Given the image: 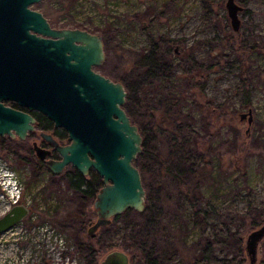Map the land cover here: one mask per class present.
<instances>
[{"label":"rangeland","instance_id":"1","mask_svg":"<svg viewBox=\"0 0 264 264\" xmlns=\"http://www.w3.org/2000/svg\"><path fill=\"white\" fill-rule=\"evenodd\" d=\"M234 2L242 8L237 32L226 0H41L31 6L59 29L100 35L105 62L97 69L124 88L140 81L135 61L150 40L162 52L170 48L172 75L143 85L136 113L129 114L150 142L140 171L147 211L124 212L94 238L87 235L96 220L93 202L82 205L63 176L43 168L32 139L0 137V160L22 184L21 202L31 201L27 217L0 234V264H90L84 244L95 250L97 264L113 250L127 253L130 264H198L215 234L196 213L207 203L241 236L244 251L246 236L264 223V0ZM165 110L169 120L188 116L199 147H173ZM248 111L249 126L239 118ZM5 210L0 202V217ZM214 253L238 264L234 238ZM242 259L248 264L245 251ZM256 264H264V239Z\"/></svg>","mask_w":264,"mask_h":264},{"label":"water","instance_id":"2","mask_svg":"<svg viewBox=\"0 0 264 264\" xmlns=\"http://www.w3.org/2000/svg\"><path fill=\"white\" fill-rule=\"evenodd\" d=\"M41 0H0V137L25 140L34 131V119L4 104L45 115L55 128H62L69 142L59 147L51 135L40 138L60 154V161L46 160L48 152L34 146L36 157L53 175L68 165L82 176L94 171L101 188L93 201L96 220L87 230L94 238L101 227L127 210L146 208L141 174L134 160L142 152V136L123 106L127 92L93 68L105 59L102 37L81 29H51L42 13L31 9ZM230 25L237 32L242 8L234 0L225 4ZM251 124V111L241 114ZM30 209L23 203L0 217V234L23 221ZM264 223L245 239L248 264H256ZM99 264H129L120 250L107 253Z\"/></svg>","mask_w":264,"mask_h":264},{"label":"trees","instance_id":"3","mask_svg":"<svg viewBox=\"0 0 264 264\" xmlns=\"http://www.w3.org/2000/svg\"><path fill=\"white\" fill-rule=\"evenodd\" d=\"M169 51L170 48L168 47L164 50V52H162L159 44L154 40H150L149 49L140 54L136 59L135 68L141 71L143 74L142 76H140V81L137 84L132 83L131 85L125 87L127 96L123 108L127 115H129L130 113H136L135 108L140 104L137 97L140 90L143 89V85H146V87H150L151 83L156 82V80H158L159 82V79L168 80L171 77L172 67L167 58V54L169 53ZM144 107L147 108L146 105ZM168 115L170 114L165 110L163 112V116L165 119L163 123H165L166 126L171 127V130H168V137L173 147L177 146L182 150L185 149L188 144L199 147L200 141L198 133L191 126L188 116L179 114L175 118L169 120L170 116ZM167 119L169 120L168 123H166V121H168ZM136 123L137 122H133L132 124H135L138 127ZM47 124H49V122H47ZM39 125H42V123L39 122ZM138 129L142 136V152L134 160V165L139 170V172H142V170L145 171L146 169L144 162L148 151L147 148L149 147L150 142L148 141V138L144 137V130L140 127H138ZM186 154L188 153H184V156H177V165H181L180 160H183ZM62 176L64 177L67 188L76 194L77 200L82 205H87L88 203L93 202V200L95 199V195L97 194V189L101 187V180L94 171H91L86 177L81 176L79 173H75V171H69ZM147 200L148 198L146 197V202ZM146 211L147 208H145L144 212ZM196 213L199 215L202 222L210 226L215 231L213 239L211 241H208L202 249L197 263L225 264L224 260L218 259V257L215 255V247L220 244L227 243L232 238H234L238 250V264H242V256L244 255V251L241 236H239L238 233L231 231L226 218L219 215L216 210L208 203L204 206H197ZM120 217L121 215L115 217L112 221H116ZM262 222H264V214L262 215ZM84 245L87 246L86 250L89 253L90 264H97L95 250L91 247V245ZM148 260L147 262H149ZM152 262L155 261L153 260Z\"/></svg>","mask_w":264,"mask_h":264},{"label":"flooded vegetation","instance_id":"4","mask_svg":"<svg viewBox=\"0 0 264 264\" xmlns=\"http://www.w3.org/2000/svg\"><path fill=\"white\" fill-rule=\"evenodd\" d=\"M47 20V19H46ZM47 23L49 24V27L51 29H59V26L49 22L47 20ZM82 30V29H81ZM88 32V31H87ZM90 33V32H89ZM93 34V33H91ZM103 40V39H102ZM104 44V42H103ZM105 54V52H104ZM105 62V59H104ZM103 62V64H104ZM102 64V65H103ZM101 65V66H102ZM99 68V67H98ZM93 70L97 73H99L101 76L109 79L106 75H104L103 73H101L97 68H93ZM110 80V79H109ZM112 81V80H111ZM114 82V81H113ZM4 104L14 110L20 111V112H24L28 115H30L35 123H34V131L28 133L27 137L25 138V140H23L24 142L26 140H30L32 139V150L34 151V146L36 145L37 147H40L42 149H44L45 151L48 152V155L46 157V160H52V161H60L61 157L60 154L57 153L56 150H54V148L51 146V144L43 141L40 138V133H45L47 135H51V137L57 141V143L59 144V147H64L66 146L69 142L67 141V134L65 132L64 129L62 128H55L53 126V124L49 121V119L43 115L42 113L36 111V110H30L27 109L25 107H21L19 106L16 102L14 101H5ZM39 122L42 123V125H39ZM47 122H49V124H47ZM37 138L40 139V143H37ZM12 140H18L17 138L12 139ZM20 141V140H19ZM22 142V141H21ZM35 154V151H34ZM36 156V155H35ZM38 159V158H37ZM39 160V159H38ZM40 161V160H39ZM41 164L43 165V168L46 169L49 173H51L47 167L44 164V161H40ZM69 171H75V173H79L75 168H73L71 165L66 166L59 174V176L65 175L67 172ZM92 170L89 171V173ZM89 173L87 174V176L89 175ZM52 174V173H51ZM80 174V173H79ZM81 175V174H80ZM82 176V175H81ZM86 177V176H83ZM130 264V263H129Z\"/></svg>","mask_w":264,"mask_h":264},{"label":"built area","instance_id":"5","mask_svg":"<svg viewBox=\"0 0 264 264\" xmlns=\"http://www.w3.org/2000/svg\"><path fill=\"white\" fill-rule=\"evenodd\" d=\"M23 187L13 170L0 160V202L6 206L3 215L14 205L21 204ZM31 205V201L26 199L23 203ZM27 206V207H28ZM10 230V229H9Z\"/></svg>","mask_w":264,"mask_h":264}]
</instances>
